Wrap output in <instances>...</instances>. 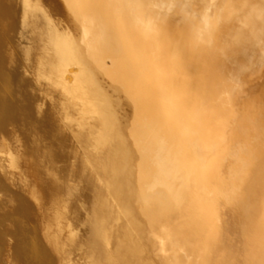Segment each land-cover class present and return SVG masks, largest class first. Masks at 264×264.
<instances>
[{
	"label": "bare ground",
	"instance_id": "obj_1",
	"mask_svg": "<svg viewBox=\"0 0 264 264\" xmlns=\"http://www.w3.org/2000/svg\"><path fill=\"white\" fill-rule=\"evenodd\" d=\"M259 1L0 0V264H264Z\"/></svg>",
	"mask_w": 264,
	"mask_h": 264
},
{
	"label": "rangeland",
	"instance_id": "obj_2",
	"mask_svg": "<svg viewBox=\"0 0 264 264\" xmlns=\"http://www.w3.org/2000/svg\"><path fill=\"white\" fill-rule=\"evenodd\" d=\"M258 1L259 0H255V7L257 6V8H258ZM172 169H173V167H171L170 171ZM187 171H188V169H187ZM192 177H193L192 174H190L188 177L187 176L184 177V189L182 190L181 206H183V204H185V199H188V197L190 196L194 200V207H193V209L195 211V210H197L200 207V202H199L198 192L191 185V183H189L192 180ZM154 178H156L155 175H154ZM185 178H187L186 182H185ZM154 202L156 204H159L158 203V200H157V202H156V200ZM177 206L181 207L180 205H177ZM156 208H159V206L157 205ZM148 212L149 211L146 210V213H144V214H146L148 216L149 215ZM158 213H159V211L157 210V215H158ZM173 227H175V221L168 222V224H166V227L165 228H164V226L161 225L160 222H158L157 219L155 220V223H154V228H155L156 231L163 230V231H167V232L170 233L172 231V228Z\"/></svg>",
	"mask_w": 264,
	"mask_h": 264
}]
</instances>
